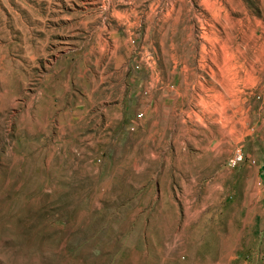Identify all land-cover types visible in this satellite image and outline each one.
I'll return each mask as SVG.
<instances>
[{
    "label": "rangeland",
    "instance_id": "374dc122",
    "mask_svg": "<svg viewBox=\"0 0 264 264\" xmlns=\"http://www.w3.org/2000/svg\"><path fill=\"white\" fill-rule=\"evenodd\" d=\"M0 264H264V0H0Z\"/></svg>",
    "mask_w": 264,
    "mask_h": 264
},
{
    "label": "built area",
    "instance_id": "2783aa9c",
    "mask_svg": "<svg viewBox=\"0 0 264 264\" xmlns=\"http://www.w3.org/2000/svg\"><path fill=\"white\" fill-rule=\"evenodd\" d=\"M240 161H242V155L237 153V155L232 159V163L236 164L237 162H240Z\"/></svg>",
    "mask_w": 264,
    "mask_h": 264
}]
</instances>
